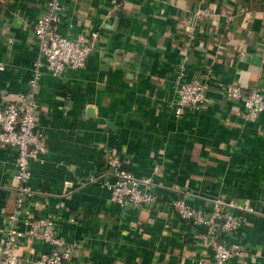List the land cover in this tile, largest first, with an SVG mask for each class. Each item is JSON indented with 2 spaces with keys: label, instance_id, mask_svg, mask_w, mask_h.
I'll return each mask as SVG.
<instances>
[{
  "label": "crops",
  "instance_id": "1",
  "mask_svg": "<svg viewBox=\"0 0 264 264\" xmlns=\"http://www.w3.org/2000/svg\"><path fill=\"white\" fill-rule=\"evenodd\" d=\"M227 1L247 3V27L237 16L232 29L224 28L233 12L221 0H61L60 31L74 37L97 31L99 38L85 66L58 76L43 73L37 116L49 149L42 162H32L36 193L28 205L38 216H53L58 235L77 243L75 259L211 264L205 226L182 219L170 203L182 194L209 210L213 198L223 195L258 211L221 237L237 246L229 264H264V114L245 118L242 103L222 92L242 73L250 89L264 91V5ZM47 4L0 0V100H16L29 88L39 52L34 22ZM196 8L211 15L195 34L204 46L186 54L192 41L183 28ZM236 34L244 40L225 55ZM184 58L186 76L210 72L212 88L200 110L177 116L172 103ZM108 152H118L137 175L154 178L158 205L122 208L102 180L61 194L66 180L102 178ZM16 155L15 148L0 149V246L4 221L15 207ZM22 242L26 255L50 247L30 238Z\"/></svg>",
  "mask_w": 264,
  "mask_h": 264
},
{
  "label": "built area",
  "instance_id": "2",
  "mask_svg": "<svg viewBox=\"0 0 264 264\" xmlns=\"http://www.w3.org/2000/svg\"><path fill=\"white\" fill-rule=\"evenodd\" d=\"M117 4V0H113ZM264 5V0H258ZM230 10L231 16L224 20V28L232 29L233 19L237 16L248 17L251 11L244 4L235 7L227 0H221ZM61 0H48L46 12L36 18L34 35L38 43V57L25 94L16 100H0V149L15 148L17 185L15 188V207L7 215L4 223L0 246V264H98L90 259L77 260L73 249L77 243H68L58 235L55 219L50 214L36 215L28 203L36 191L31 184L32 162L41 160L48 152L47 132L39 127L37 108L41 79L45 70L53 75H61L66 69L85 66L97 46L99 32L80 33L70 36L60 31L62 23ZM211 13L207 8H196L183 28L190 40L185 53L198 50L204 42L196 40V30L200 21ZM184 53V54H185ZM186 59L179 64L175 79L176 98L172 103L176 115L187 109L198 111L209 100L212 74L204 72L191 78L186 76ZM0 68H4L0 64ZM225 99L241 102L242 115L256 119L264 114V91L256 86L245 91L232 82L223 89ZM104 176L91 175L87 180H66L61 194H66L76 186L88 182L104 181L111 192V200L122 208H154L160 202L152 176H139L128 167L126 160L118 152H108ZM105 178V180L103 179ZM172 209L184 220L203 225L211 238L213 253L211 264H229L237 246L228 245L221 237L236 231L247 219L248 213L258 211L249 203L235 198L219 195L213 198L209 210L188 202L185 195L179 194L171 201ZM39 240L50 247L38 253L26 255L20 252L23 239ZM199 264H205L203 260ZM208 264V263H206Z\"/></svg>",
  "mask_w": 264,
  "mask_h": 264
},
{
  "label": "trees",
  "instance_id": "3",
  "mask_svg": "<svg viewBox=\"0 0 264 264\" xmlns=\"http://www.w3.org/2000/svg\"><path fill=\"white\" fill-rule=\"evenodd\" d=\"M243 2V1H242ZM242 4H244L245 6H247L248 7V5H247V3H242ZM243 23H244V26L245 27H247V25L249 24V20L246 18V17H244L243 18V21H242ZM244 39L243 38H240L239 37V35H235V38H232V39H230V43H229V47L228 46H225V55L227 54V55H231V51L233 52V50L236 48V46L241 42V41H243ZM223 50V51H224ZM235 82L236 83H238V84H240L243 88H244V90L245 91H248V90H250V84L248 83V81L246 80V77H245V75H244V73H242L241 75H240V77L238 78V79H236L235 80Z\"/></svg>",
  "mask_w": 264,
  "mask_h": 264
},
{
  "label": "water",
  "instance_id": "4",
  "mask_svg": "<svg viewBox=\"0 0 264 264\" xmlns=\"http://www.w3.org/2000/svg\"><path fill=\"white\" fill-rule=\"evenodd\" d=\"M92 111H93V108H88V112H89V114H91L92 113Z\"/></svg>",
  "mask_w": 264,
  "mask_h": 264
}]
</instances>
